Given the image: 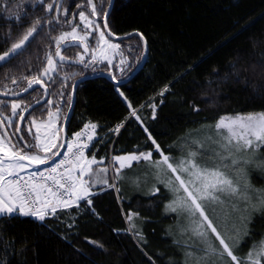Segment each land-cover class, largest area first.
Segmentation results:
<instances>
[{
  "label": "trees",
  "instance_id": "1",
  "mask_svg": "<svg viewBox=\"0 0 264 264\" xmlns=\"http://www.w3.org/2000/svg\"><path fill=\"white\" fill-rule=\"evenodd\" d=\"M48 3L53 0L43 4L0 0V54L35 18L57 15L55 4L51 12L44 10ZM94 3L98 12L108 13L109 0ZM62 8L69 10L68 15H59V19L72 20V24H80V11H91L86 0H64ZM95 17L109 38L104 19ZM107 25L115 36L140 35L116 41L126 63L120 67L118 59L109 65L106 61L90 62L89 57L87 67L59 63L54 82L45 78L47 99L42 87L13 99L0 97L9 101L3 116L11 115L12 100L23 101L22 107L28 109L37 104L24 122L14 117L10 134L19 123L22 134L31 140L24 131L28 122L33 118L46 120L48 111L59 109L60 145L73 87L82 78L87 79L77 87L66 142L86 124H95L99 140L88 157L95 156L105 164L112 157L140 152H152L157 161L161 156L156 145L165 155L176 157L178 144L188 132L221 117L264 112V0H114ZM69 30V24L46 25L21 54L0 66V91L5 85L14 92L26 87L22 77L38 74L45 52L55 50L49 37ZM98 37L99 31H95L87 40L90 51L97 48ZM142 37L148 46L144 67L120 85L105 77L115 76L114 80L121 82L137 70L145 55ZM82 51V46H71L62 53L78 60ZM12 78L19 83L12 84ZM48 100L52 103H46ZM131 109H138L139 119L130 116ZM248 180L252 200L247 221L234 236L242 240L238 255L243 256L264 240V169H250ZM146 190L135 194L121 185L101 187L91 192V205L83 202L43 221L30 216H1L0 264H188L171 238L170 226L176 214L166 211L170 190L158 183ZM131 212L137 215L132 223L128 219ZM216 246L221 247L218 242ZM220 258V264H233L226 254Z\"/></svg>",
  "mask_w": 264,
  "mask_h": 264
},
{
  "label": "snow or ice",
  "instance_id": "2",
  "mask_svg": "<svg viewBox=\"0 0 264 264\" xmlns=\"http://www.w3.org/2000/svg\"><path fill=\"white\" fill-rule=\"evenodd\" d=\"M36 2L43 4L44 0H36ZM54 4L58 15L46 19L35 18L26 30L11 43V47L0 54V62L6 63L11 58L21 54L26 45L32 43L46 25L64 23L71 25V30L63 31L58 36L49 37L54 42L55 50L54 52H45V63L38 74L22 77L27 82L26 87H22L19 92H14L5 85V90L0 91V96H18L29 91V89H33L34 86L43 87L47 93L45 77L54 82L53 73L58 71L59 62L66 60L62 51H66L71 46L80 47L81 45L85 53L90 51L87 40L92 37L93 32L100 29V25L90 17L100 16L105 21L104 28L107 29L108 27L106 22L108 13L98 12L94 0H86L87 6L91 9L90 13L86 14L83 10L78 13L83 29H81L80 24H72V20L61 21L59 19V15H68L69 10L62 8L57 0L48 3L44 10L51 12ZM75 6L77 8L82 7L81 4ZM73 19H75V14ZM108 35L110 36L111 33L109 32ZM119 48V44L111 43L106 38L104 31H99L97 48L91 49V61H97L98 51L100 57L107 60L108 64L111 65L112 60L107 52L110 50L115 53ZM76 62L85 64L84 55H79ZM120 63L125 64L126 61L121 59ZM87 66L88 64H85V67ZM120 70L124 71V69ZM112 78L116 79L115 76ZM11 83L18 84L19 81L12 78ZM60 95L63 97V92ZM70 101L71 97L69 96L68 102L70 103ZM46 103L51 104L52 101L48 100ZM22 105L23 101L12 100L10 102L11 115L3 116V109L9 106V101L0 100V117H3L0 119V129H4L0 132V216L19 214L33 216L43 221L46 216L55 215L58 208L71 207L73 204L79 206L78 202L81 200H85L87 204L91 205L92 202L88 197L91 194L92 182L84 179V177L93 175L91 166L96 163L102 164L103 160L97 162L95 156L91 160L85 156L84 150L89 147V144L82 142L81 137L86 132H77L74 140L66 142L64 159L54 163L53 166L44 171H29L26 177L21 175L32 167L39 168L41 165H47L52 157L59 156V152H52L53 148L65 147V144L57 145L52 142L56 133L44 137L40 135L42 127L48 129L54 127L53 117L56 116V113L52 111L47 112L48 121L46 124L37 122L35 118L28 122L29 126L24 131L32 137L31 140L26 139L25 135L22 134L19 123L10 134L7 129L12 128L13 117H16L19 122H24L26 119L24 113L28 112V107H22ZM18 109L21 111L18 112ZM132 115L136 116L135 111L132 112ZM136 118L139 119L138 116ZM5 122H7V128H5ZM33 127L36 129L35 133L32 131ZM84 127L85 130L91 129L94 133L96 125L86 124ZM119 127L117 126L114 131L118 132ZM215 129L218 139L212 140V137H208L217 146L208 153L212 166H209L208 163L198 162L204 154L199 151L204 147L199 141H193L198 146L197 150H189L185 157L176 160L175 163L170 162L169 156L160 150L159 145H156V150L160 152L161 159L155 161L154 166L161 171L169 170L172 174L166 182V186L176 194V200L173 201L175 207L172 210L175 211L178 207L187 211L190 218L196 217L198 214L200 219L192 221L195 224L192 232L193 235L200 238V243L203 245L201 251L205 257L209 253L220 257L226 254L233 264H261L264 261V241H261L259 245H254L246 257L238 258L217 230V227L214 226L209 215L206 214L205 207L208 203H223L218 193L229 196L244 195L247 198V185H245V192L242 193L241 186L234 182L229 170H238L237 166L241 163V159L237 158L236 154L255 152L264 146V112L221 117L216 123ZM92 139V135H87V141ZM153 144H156L154 140ZM49 153L51 155H48ZM151 155V153H140L139 155L113 157L114 161L119 163V168H116L117 174L119 175L120 170L125 166L130 167L131 161H139L140 159L150 161ZM244 163H248V161L245 160ZM102 171L106 173L107 169L104 168ZM104 183L107 181L105 180ZM181 191L184 195H180ZM170 207L172 206L170 205ZM128 219L131 220V215ZM210 234L215 236V240L219 242L221 247L216 246L215 242L211 240ZM92 243L97 242L93 241ZM189 254L191 255V253Z\"/></svg>",
  "mask_w": 264,
  "mask_h": 264
},
{
  "label": "rangeland",
  "instance_id": "3",
  "mask_svg": "<svg viewBox=\"0 0 264 264\" xmlns=\"http://www.w3.org/2000/svg\"><path fill=\"white\" fill-rule=\"evenodd\" d=\"M88 12H86L87 14ZM95 23H97L96 17H90ZM81 29H83V25L80 22ZM70 31V30H69ZM101 31V29H99ZM81 34L82 31H81ZM111 43L119 44L116 41H113L106 37ZM120 45V44H119ZM82 46V45H81ZM83 48V46H82ZM84 55V60H86L89 57L90 62L91 61V55L92 52L89 51L88 53L83 51L80 53V55ZM121 54H123L122 47L115 52H111L110 50L107 52V55L111 58L112 63L115 59H118L119 62L121 59H125ZM97 61H106L103 60L99 52L97 51ZM124 64L120 63V67ZM55 73H53L54 75ZM47 78V77H45ZM20 109H18L19 111ZM53 113H56V116L53 117V124L54 127L51 129L42 127L40 131V135L44 137L45 135H52L53 133H56V136L52 140L53 143H56L59 145L60 142V119H59V113L58 111H53ZM233 117V116H228ZM2 119V118H1ZM14 120V117L12 118V121ZM48 118L46 120H40L37 122H44L47 123ZM219 120L216 122L207 125V126H201L197 129L193 130L192 132H188V134L179 142L178 144V153L177 156H169L170 162L175 163L176 160L183 158L186 156L187 152L189 150H197V144H194L193 141H199L204 145L202 149H199L201 153H204L200 158V163H208L209 166L211 165V161L209 159L208 153L211 151V149L216 148L217 146L212 143V140L218 139L216 136V129L215 125ZM5 128H7V122H5ZM96 129V128H95ZM4 129H0V132H2ZM8 130V129H7ZM32 131L35 133L36 129L33 127ZM92 130L88 129L87 133H90ZM224 131V130H221ZM96 135V134H95ZM98 136V135H96ZM208 137H212V140H209ZM87 143H91V141H87ZM58 147L53 148L52 152H55ZM91 148V147H90ZM85 156L87 159L91 160L92 158L88 157V151L89 149L84 150ZM140 153H151V160H144L140 159L139 161H131V166H125L123 169L120 170L119 175L116 172V168H119V163L117 161H114L113 157L111 158V161L108 164H105V161L103 160V163H96L93 164L92 171L93 175L89 176L86 175L84 179L90 180L92 182L91 192L97 190L101 187H107L109 185H113V188H115L116 185H121L122 188L125 190H128L130 193L139 194L142 192L147 191V186H151L154 183L163 184V186H166V182L169 176H171V172L169 170L161 171L160 169L156 168L154 166V163H151L154 161L153 159V153L152 152H140ZM140 153H131L139 155ZM131 154L121 155V156H127ZM41 155H44V153H41ZM48 155H51L49 153ZM237 158L241 159V163L237 166L238 170H229L230 174L234 178V182L239 183L241 186L242 193L245 192V185H247L246 193L247 198L244 197V195L240 196H229L228 194H219L221 200L223 203H208L205 207L206 214L209 215V218L212 220L214 226L217 227V230L221 233V235L225 238L226 242L229 244V246L232 248L234 254L238 258L246 257L247 254L251 251H249L247 254L238 255V250L240 248V245L242 243V240H237L238 238L234 237L238 232L241 231L242 227L245 226V221H247V214L248 209L251 204L252 196L250 192V187L248 183V177H249V171L253 167H260L264 169V146H261L258 150L255 152L249 151L248 153H238L236 154ZM161 159V157H160ZM159 159V160H160ZM247 160L248 163H244V161ZM99 162L100 160H97ZM144 162H150L148 164L140 165L139 167L133 168L134 165L141 164ZM155 162V161H154ZM106 168L107 172H103L102 169ZM47 169V168H44ZM29 171H37L34 168H30L26 170L24 173H28ZM23 174V173H21ZM78 175V173H77ZM107 181V183H104V181ZM151 183V184H150ZM156 187L154 188V190ZM170 190V188L168 187ZM152 190V191H154ZM156 191V190H155ZM180 195H184L183 191L180 192ZM176 200V194L173 193V191L170 190V201L168 208L166 209L167 212H172L176 214L175 222L170 226V233L172 234V239L175 242V244H178V247L181 248V253L183 260L188 264H220L221 258L218 255H213L209 253L207 257H205L204 253L201 251L203 248V245L200 243V238L193 235L192 229L195 227V224L192 223V221L199 220V216L197 214L196 217L190 218L187 211H183L180 208H176L175 211L172 210L175 205L173 204V201ZM83 202H86L85 200ZM82 203H79V206ZM170 205L172 207H170ZM233 205H235V208H233ZM77 207V205L67 207L72 208ZM66 209V208H64ZM62 210L58 209L57 211ZM256 210V209H255ZM131 215V223L133 222V216H137L135 213L131 212L128 217ZM1 217V216H0ZM210 231V230H209ZM210 238L212 241L218 242L215 240V236L210 234ZM236 239L237 242L231 243L232 240ZM230 241V242H229ZM264 241V240H263ZM219 243V242H218ZM191 253V255L189 254ZM223 264V263H222Z\"/></svg>",
  "mask_w": 264,
  "mask_h": 264
},
{
  "label": "water",
  "instance_id": "4",
  "mask_svg": "<svg viewBox=\"0 0 264 264\" xmlns=\"http://www.w3.org/2000/svg\"><path fill=\"white\" fill-rule=\"evenodd\" d=\"M63 1L64 0H60L59 1V3L61 4V6L63 5ZM113 4H114V0H111V5H110V8H109V10H108V15H107V17H106V22H107V19H108V16H109V14H110V12H111V10H112V7H113ZM57 15H58V13H57ZM105 22V21H104ZM105 31H106V33H107V35L109 34V32H110V30H109V28L107 27V29H105ZM111 33V32H110ZM133 35H137V36H140L139 34H131V35H129V36H125V37H119V36H115V35H113L112 33H111V35L109 36V38L111 39V40H113V41H120V40H125V39H128V38H130V37H132ZM142 40L144 41V44H145V55H144V58H143V61L141 62V64H140V66L137 68V70L129 77V78H127L126 80H124V81H121V82H118V81H116V80H114L110 75H108V74H105V77H107V78H109L111 81H113L115 84H117V85H120V84H123V83H126V82H128L131 78H133L143 67H144V65L146 64V62H147V57H148V46H147V43H146V40L142 37ZM63 52V51H62ZM62 55H63V53H62ZM12 59V58H11ZM10 59V60H11ZM9 60V61H10ZM57 60H58V58H57ZM77 60H71V59H68V58H66V60L64 61V62H59V63H62V64H76V65H80L81 63H77L76 62ZM7 63V62H6ZM3 64H5L4 62H0V66L1 65H3ZM87 78H82V79H79V80H77L76 81V83L74 84V87H73V92H72V104H71V107H70V110H69V113H68V116H67V118H66V120H65V122H64V124H63V127H62V141H61V144H65L66 145V140H67V134H66V129H67V123H68V120H69V117H70V114H71V111H72V109H73V107H74V104H75V94H76V90H77V87H78V85L80 84V83H82L84 80H86ZM36 87H40V86H34V88H36ZM33 88V89H34ZM43 88V87H42ZM31 89H29V91H30ZM28 92V91H27ZM26 93V92H25ZM1 98H3V97H5V98H8V99H13V98H15V96H11V95H9V96H0ZM48 98V93H46V95H45V98L44 99H47ZM40 103H42V101L41 102H39V104ZM36 105L37 104H35V105H33L32 107H30L29 109H28V112H25L24 113V115L26 116L34 107H36ZM64 148L65 147H63V148H61L60 147V149H59V153H60V155L62 154V152H63V150H64ZM59 155V156H60ZM59 156H54L50 161H49V163L47 164V165H41L39 168H44V167H48L49 165H51V164H53L58 158H59ZM25 163H27L26 161H25ZM32 168H34V169H38V168H35V167H32ZM90 197V196H89Z\"/></svg>",
  "mask_w": 264,
  "mask_h": 264
},
{
  "label": "built area",
  "instance_id": "5",
  "mask_svg": "<svg viewBox=\"0 0 264 264\" xmlns=\"http://www.w3.org/2000/svg\"><path fill=\"white\" fill-rule=\"evenodd\" d=\"M133 111H135V113H136V116H133L132 115V112ZM137 114H138V109H132L131 111H130V116L131 117H137ZM119 129H120V127H119ZM81 132H86V134L84 135V136H82L81 137V140H82V142H86V140L85 139H87V135H92L93 136V139H92V142L91 143H88L89 144V147L87 148V149H89L92 145H93V142H95V141H97V140H99V137L98 136H96L97 134H96V132L94 131V133H93V131H91L90 133H87V130H85V127L82 129V131ZM96 134V135H95ZM115 134L117 135L118 134V132H116L115 131ZM74 137H75V135H74ZM86 150V149H85ZM62 159H64V155L60 158V160H62ZM59 160V161H60ZM58 161V162H59ZM53 166V165H52ZM25 177L27 176V174H23ZM83 201L84 200H81V201H79L78 203H83ZM75 204H73L72 206H74ZM58 209H60V208H58ZM57 209V210H58ZM16 215H19V214H16ZM20 216H23V215H20Z\"/></svg>",
  "mask_w": 264,
  "mask_h": 264
}]
</instances>
